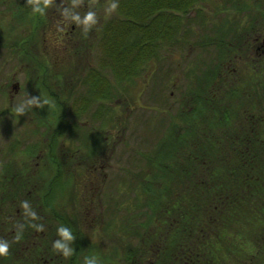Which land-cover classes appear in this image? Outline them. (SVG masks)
Segmentation results:
<instances>
[{"label":"rangeland","instance_id":"374dc122","mask_svg":"<svg viewBox=\"0 0 264 264\" xmlns=\"http://www.w3.org/2000/svg\"><path fill=\"white\" fill-rule=\"evenodd\" d=\"M21 1L6 0L2 10L10 12L8 23L11 28L26 26L28 42L36 43L40 51L37 59L43 60L45 70L28 65L24 58L18 60L20 53L16 51L0 60V164L5 166L7 160L17 163L26 159V154L33 157L35 143L41 138V128H45L42 137L54 144L52 151L58 154L60 162L70 165L67 171L70 176H59V189H56L50 205L58 211L60 226L76 232L77 242L71 244L73 250L76 248L75 263L84 264L85 257L95 256L99 264H129L123 258L127 248L140 247L141 243L135 231L145 227L148 215L151 221L157 217L156 210L145 204L151 197L143 194L142 188L148 184L160 191L154 197L156 206L172 198L162 191L167 189L163 172L174 171L177 167L169 164L172 158L168 155L154 153V150L159 147L156 146L159 141L171 136L174 139L180 126L188 130L187 124H181L185 107L193 106L195 98L201 99L205 107L202 114L211 113L209 119L218 126L239 122L242 116L258 111L256 103L259 102L252 95L249 98L254 101H248L244 108L230 104L227 109L229 119L222 120L219 116L221 108L213 106L216 100L211 96L216 95L219 88L240 85L241 82L252 83L253 79L260 78L254 76L252 79L238 67H264V55L255 57L253 49L251 56L238 58L237 55L243 36L250 28V34L264 32V0H195L186 12H162L176 26L169 34L170 38L160 39L155 54L137 67V72L128 80H115L108 68L100 69L102 28L116 17L115 12L111 15L105 12L110 0H83V4L75 9L81 17L90 8L97 13L98 24L87 34L82 27L63 17L64 9L72 8L71 0H54V6L44 16L33 15L27 0ZM19 16L24 18L20 20ZM57 29L59 42L53 38ZM92 69L102 71L110 92L105 98L90 100L86 107H82V98L87 95V84L83 79ZM249 73L254 75V70ZM12 82L17 83L15 93L9 87ZM32 97H39L41 101L47 99L50 104L42 108L32 107L25 115L18 116L14 112L15 106ZM245 109L247 114L243 112ZM202 114L201 120L196 118L199 125L206 123ZM60 118L71 130L69 128L51 141ZM50 126L51 131L47 134ZM42 152L44 155L40 161L45 163V155L50 154H45V150ZM184 153L182 148L183 156ZM94 158L102 160L97 162L96 168L91 166L95 164L92 163ZM176 160L188 159L177 156ZM61 168L63 170L64 166ZM30 169L29 166L27 173L32 182L36 177L29 172ZM3 174L0 171V197L4 196L2 200L0 198V220L5 218L10 205L1 188ZM42 176L41 180L46 181L45 175ZM195 178L177 185L182 190L191 189L207 196L208 191L204 192L200 187L206 178L203 181ZM48 193L50 191L41 196L43 203L44 198L49 197ZM50 211H53L52 207ZM226 216L227 233L237 232L240 240L226 236L225 242H243L242 251L229 254H237L236 260H244L245 253L256 252L259 264H264L263 216L258 221L252 218L245 221L249 214L244 212L236 219L229 218V214ZM1 236L0 232V239ZM70 259L71 256L65 258L59 253V264H72ZM0 262L4 263L3 257ZM7 262L20 264L22 260L17 254L8 257ZM137 262L146 264L138 258Z\"/></svg>","mask_w":264,"mask_h":264},{"label":"trees","instance_id":"16d2710c","mask_svg":"<svg viewBox=\"0 0 264 264\" xmlns=\"http://www.w3.org/2000/svg\"><path fill=\"white\" fill-rule=\"evenodd\" d=\"M194 1L117 0L116 17L102 28L100 50L103 58L100 60V69L108 68L115 80H128L130 75L133 76L137 72V67H141L147 58L155 54L160 39L170 38L169 34L176 24L173 25L172 19L164 17L162 12H186ZM40 68L45 70L42 65ZM240 68L252 79L259 76L262 81L259 78L253 79L252 83L241 82L240 85L232 84L219 88L218 93L211 96L216 100L213 106L221 108L219 116L222 120H228L229 105L244 108L248 101H254L249 98L253 95L259 102H255L258 111L247 114L245 109L243 112L247 115L242 116L239 122L231 121L227 126H218L209 119L211 113L202 114L205 107L201 99L195 98L193 106L185 107L181 124H187L190 129L186 130L180 126L181 129L178 128L179 133L176 131L174 139L171 136L163 139L164 142L159 141L156 144L159 147L154 150V153L172 158L169 164L177 167L183 174H178L176 169L169 170L168 173L163 172L167 189L162 191L171 195L172 200L165 199L159 206L154 204L157 201L154 197L160 191L148 184L142 188V193L151 197L145 204L151 210H156L157 217L151 221L148 215L146 221L149 224L147 223L141 231H135L141 243L140 247L127 248L123 257L127 263L144 264L136 263L138 258L146 264H184L182 260L186 257L188 264H229L237 259V254L230 255L229 252L242 251L243 242H225L226 236L240 240L237 232L227 233L226 214H229V218L236 219L235 217H240L244 212L249 214L245 221L251 218L258 221L262 216L264 218V67L256 65L247 69L239 66L238 70ZM251 70H254V75L249 73ZM106 80L101 70H89L83 79L85 85L87 84V95L82 98V107H86L90 100L103 99L106 94L109 95V84ZM205 87L201 86L202 89ZM248 106L251 107V104ZM208 111L212 112L210 109ZM235 113L236 111H233V114ZM201 114L206 123L199 125L200 122L196 118L200 119ZM69 128L70 126L60 118L51 141ZM53 145L52 142L48 145L50 155L53 153ZM182 148L185 151L184 156L181 154ZM177 156L186 157L188 160L178 161ZM193 178L197 181L206 178L207 181L201 182L200 187L204 192L208 191V194H205L207 196L178 187ZM59 185L50 187L49 197L44 198V203H51ZM3 197H0L1 200ZM151 223L155 225L148 226ZM247 225L244 224L245 227ZM70 229L75 235V230ZM76 242L77 240L75 244ZM75 252L76 248L69 260L72 264H76ZM3 260L4 263L0 264H8V257H3ZM131 260L135 262L130 263Z\"/></svg>","mask_w":264,"mask_h":264},{"label":"flooded vegetation","instance_id":"af4514ba","mask_svg":"<svg viewBox=\"0 0 264 264\" xmlns=\"http://www.w3.org/2000/svg\"><path fill=\"white\" fill-rule=\"evenodd\" d=\"M18 2L22 1L17 0L16 3ZM5 3L6 0H0V60L4 58V56L8 55V53H10L12 56L13 51H16L17 54L20 53L18 60L24 58L27 60L25 62L28 65L40 68L43 60L40 59L42 61L40 62L37 59V57L40 56L39 48L35 46V42H33V44L28 42V32L26 26L11 28L8 23L9 19L11 18L8 14L10 12L7 10H2L5 7ZM22 17L23 16H19L18 19L22 20L24 18ZM32 30L34 29L32 28L31 31ZM250 30L251 28L243 36V40L241 42L242 46L238 48V58L251 56L250 51L252 49L255 57L264 55V32H255L254 34H250ZM65 33L68 34L69 32L66 31ZM53 36V38L59 42L60 36L58 29L53 32ZM67 38L69 39V37ZM9 87L15 93L17 89V83L12 82ZM50 94H52L51 91ZM44 130L45 128H41V138L35 143L36 154L33 157L31 154H26V159H20L17 163L14 161H12L13 163H10L11 160H7L5 162V166L4 164H0V171L4 172L2 175L4 182L1 185V188L3 190L2 192L6 194V200L10 204L5 218L0 220V232L2 234L1 238L7 240L10 244L8 257L11 258L12 256L18 254L22 260L20 264L60 263L59 253L56 252L52 247L53 242L59 239L57 235V229L60 226L58 211L54 208V205L43 203L41 201V196L44 193L50 191L51 186L58 187L60 184L59 176H70V174H68L69 172H67L70 168V165L67 164L66 166L65 164L61 163L58 154L55 153L52 155H45V163H41L40 159L44 155L42 151L45 150V154H48L49 145V140L47 137L46 140L42 137ZM50 131L51 126L47 128L46 133L49 134ZM83 160L85 159L83 158ZM98 161L101 162V158ZM98 161H96L95 158L92 159V163L95 164L91 166L96 168ZM39 163H41V168H38ZM43 164L45 165L43 166ZM29 166L31 168L29 172L32 173L33 177H36L35 180L32 178V182L29 181V177H31V175L27 173ZM61 166H64L63 170H61ZM36 169L39 170L36 171ZM51 171L52 174H50ZM43 174L46 177V181L41 180L43 178ZM32 195H35V198H33ZM23 201H27L30 204L31 209L35 211L40 217L39 220L32 221L29 217L24 215V209L21 207V203ZM50 207L53 208V211H50ZM33 223L43 224L44 230L37 232L35 228L31 227V224ZM21 224L24 225V227L22 231H19L20 239L16 240L15 237L18 234V226ZM14 247L15 249L12 250ZM258 259V253L249 252L247 254L245 253L244 260H234L232 264H259L260 261ZM182 261L184 264H188L186 257L183 258ZM10 262L12 263V261Z\"/></svg>","mask_w":264,"mask_h":264},{"label":"clouds","instance_id":"9594fccd","mask_svg":"<svg viewBox=\"0 0 264 264\" xmlns=\"http://www.w3.org/2000/svg\"><path fill=\"white\" fill-rule=\"evenodd\" d=\"M72 8H65L63 12V17L66 21L74 23L77 26L82 27L83 32L87 34L93 27L98 24V16L96 11L91 8L84 14L83 17L75 11L80 5L83 4V0H71ZM27 5L31 6L33 15H46L48 9L54 6V0H27ZM118 9L117 0H110L108 7L105 9V12L108 15H111ZM50 101L45 99L40 100L39 97H32L26 99L23 103H19L15 106L14 112L18 116H23L26 112L32 107L42 108L44 105H49ZM21 207L24 209V215L29 217L32 221L39 220L40 217L35 211L31 209L30 204L27 201L21 203ZM24 225L18 226V234L15 237L16 240L20 239L19 231L23 230ZM31 227L35 228L37 232L44 230L43 224H31ZM57 235L59 239L53 242V249L62 253L65 258L70 257L73 254V248L71 244L75 241V237L72 234L70 228L66 226H59L57 229ZM10 244L7 240L0 239V257H7L9 255ZM84 264H99L97 257H85Z\"/></svg>","mask_w":264,"mask_h":264}]
</instances>
